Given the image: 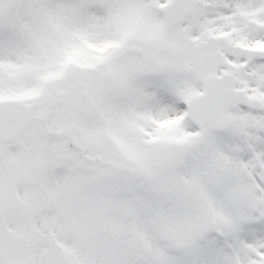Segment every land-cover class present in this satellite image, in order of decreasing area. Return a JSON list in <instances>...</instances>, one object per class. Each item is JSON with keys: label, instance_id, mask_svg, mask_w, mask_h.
Listing matches in <instances>:
<instances>
[{"label": "snow or ice", "instance_id": "6c2138e0", "mask_svg": "<svg viewBox=\"0 0 264 264\" xmlns=\"http://www.w3.org/2000/svg\"><path fill=\"white\" fill-rule=\"evenodd\" d=\"M0 264H264V0H0Z\"/></svg>", "mask_w": 264, "mask_h": 264}]
</instances>
